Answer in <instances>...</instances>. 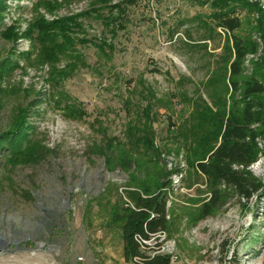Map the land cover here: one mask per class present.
<instances>
[{
	"label": "rangeland",
	"instance_id": "374dc122",
	"mask_svg": "<svg viewBox=\"0 0 264 264\" xmlns=\"http://www.w3.org/2000/svg\"><path fill=\"white\" fill-rule=\"evenodd\" d=\"M52 1H0V264H137L124 257L119 216L132 205L129 173H144L135 163L130 172L108 165L100 150L107 139L126 143L128 123L149 101L162 153H142L144 176L171 170V223L148 251L160 244L172 264H264V138L250 174L221 179L220 209L197 220L209 177L184 149L168 152L173 122L192 96H205L226 43L212 0L125 1L116 20L94 0ZM247 1L235 0L232 14L242 21L234 33L260 44L249 72L264 56V0ZM84 11L65 50L61 34H41L43 18ZM19 124L27 135L9 147L4 139Z\"/></svg>",
	"mask_w": 264,
	"mask_h": 264
},
{
	"label": "trees",
	"instance_id": "16d2710c",
	"mask_svg": "<svg viewBox=\"0 0 264 264\" xmlns=\"http://www.w3.org/2000/svg\"><path fill=\"white\" fill-rule=\"evenodd\" d=\"M0 1L3 8L7 7L3 0ZM70 1L52 2L62 6ZM113 1L93 2L108 5L111 19L116 20L126 9L125 1L134 0H120L115 3ZM234 3L235 0L211 2V6L217 9L211 13L216 19V25L228 33L226 43L204 83L205 96L203 93L192 96L189 100L190 109L182 114L178 121L173 122L174 125L176 123L173 139L177 145L168 148V152L176 150L178 153L184 149L188 164L209 177L210 196L196 208L195 220L208 217L220 209L222 196L219 181H231L238 173L249 175L247 168L256 162L263 152L260 139L264 138V56L253 63L252 71L247 72L248 56L257 54L260 44L257 40L234 33L242 25L241 19L232 14L236 9ZM115 10L118 11L117 14ZM88 13L84 11L52 20L43 18L41 34H61L62 47L65 50L66 46L74 42V32L81 26L79 17ZM142 85L147 95L154 96L150 87L144 82ZM184 95L187 97L188 93ZM154 119L153 103L149 101L142 107L139 117L128 123L126 143L115 141L114 138L107 139L106 145L103 146L104 151H100L106 156L108 165L120 163L122 168L130 172L134 166L132 163H135V169L145 175L148 163L142 159V153L149 152L159 157L162 153L156 143ZM17 129L4 139L7 146L18 145L22 137V133L19 136L18 131L23 132L24 125L19 124ZM26 135L27 133H23L22 138ZM144 175L129 173L130 184L127 192L132 205L124 207L119 216L124 257L126 261L137 264H172L171 254L156 252L160 249V244L155 253L148 251L153 248L149 240L170 232V210L165 190L170 183L165 179L171 175V170L165 166L156 176ZM138 237L148 242H140Z\"/></svg>",
	"mask_w": 264,
	"mask_h": 264
},
{
	"label": "built area",
	"instance_id": "2783aa9c",
	"mask_svg": "<svg viewBox=\"0 0 264 264\" xmlns=\"http://www.w3.org/2000/svg\"><path fill=\"white\" fill-rule=\"evenodd\" d=\"M140 242H148L147 240H144L143 238H140L139 239V237L137 238ZM156 252H162V250L161 249H158ZM155 253V252H154Z\"/></svg>",
	"mask_w": 264,
	"mask_h": 264
}]
</instances>
